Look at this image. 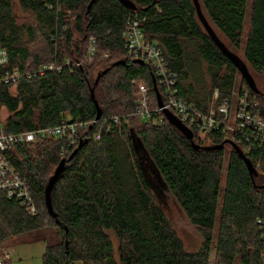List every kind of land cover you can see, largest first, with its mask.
I'll return each mask as SVG.
<instances>
[{"label":"trees","instance_id":"trees-1","mask_svg":"<svg viewBox=\"0 0 264 264\" xmlns=\"http://www.w3.org/2000/svg\"><path fill=\"white\" fill-rule=\"evenodd\" d=\"M13 1L0 0V45L8 49L13 64L36 69L53 60L74 63L87 55L91 36L96 38V54L80 66L0 86V118L6 130L95 120L92 88L102 120L80 131L87 142L67 160L52 191L56 217L48 212L45 188L61 159L77 146L68 148L66 137H61L12 148L13 163L34 192L37 213L0 193V244L11 239L21 244L44 242L42 264H211L212 250L213 264H264V225L258 222L264 220V154L262 168L252 176L230 144L203 147L220 144L228 135L212 130L200 137L193 130V141L201 145L195 148L166 116L153 123L132 115L94 139L105 117L136 109L135 79L150 88L151 105L157 106L152 66L127 55L124 30L135 15L142 19L145 37L164 48L170 67L179 75L183 97L207 111L214 90L219 91V100L232 95L240 72L204 28L194 1L132 0L136 9H131L120 0H95L88 10L91 0H17L33 16V25L17 22ZM199 2L208 21L235 48L241 46L250 5L244 61L255 73L264 74V0ZM38 38L43 46L35 52L31 46ZM118 60L126 63L116 65ZM201 62L207 64L208 82L199 74ZM106 68L95 86L97 75ZM239 88L250 90L264 116V91L254 92L243 77ZM132 131L202 235L198 249H187L174 229L145 176ZM253 146V156H260L257 144Z\"/></svg>","mask_w":264,"mask_h":264},{"label":"built area","instance_id":"built-area-1","mask_svg":"<svg viewBox=\"0 0 264 264\" xmlns=\"http://www.w3.org/2000/svg\"><path fill=\"white\" fill-rule=\"evenodd\" d=\"M127 55L134 59H142L149 63L156 78L157 86L162 91L163 105H151L150 88L142 80H134L137 84L136 109L131 113L105 117L99 130L94 134V139H100L104 130L110 131L113 126L128 121L129 116L135 115L143 120L153 123L163 121V110L168 109L174 113L189 129L199 133L207 131H222L238 145L242 143L243 152L249 157H255L252 163L255 169L262 168L261 158L264 154V116L259 113V102L251 97L250 90L246 88L235 89L230 97L219 100V91L213 92V103L207 111L201 110L193 101L183 97L178 86L179 75L174 71L166 57L164 48L156 40L145 37L142 29V19L138 15L129 18L124 30ZM96 54V38L91 36L88 44L87 55L74 63L66 59L62 63L53 60L41 65L39 68H25V65L13 64L8 49L0 45V86L17 85L23 80L44 75L50 70H62L65 66H80L85 61L91 60ZM100 120L91 121H62L53 126L38 127L30 130L9 132L0 118V193L7 198L20 202L31 214L37 213V203L34 192L27 179L18 171L11 157L12 148L21 143L36 142L44 138L66 137L68 148L78 146L80 131ZM194 133V132H193ZM229 133L231 134L229 136ZM260 151V156H253L254 146ZM240 146V145H239ZM65 150L62 149L61 154ZM250 158V157H249ZM261 227L264 220L258 219ZM264 237V234H263ZM12 256L8 248L0 244V264H11ZM71 264H79L72 262Z\"/></svg>","mask_w":264,"mask_h":264},{"label":"rangeland","instance_id":"rangeland-1","mask_svg":"<svg viewBox=\"0 0 264 264\" xmlns=\"http://www.w3.org/2000/svg\"><path fill=\"white\" fill-rule=\"evenodd\" d=\"M251 3V0H249V4ZM13 9H14V15L16 17V20L19 24H34V18L31 15V13L27 10H24L19 2L17 0L13 1ZM249 13H250V5L248 7V15L246 19V23L244 26V33L242 37V43L239 48H235L233 44L222 34L221 31L217 29L215 24L210 20L212 23L214 29L216 30L217 34L220 36V38L228 45L229 48H231L236 54H238L243 60L244 59V46H245V40L247 38V33L250 27L249 23ZM43 46V43L38 39H36V42L32 44L31 49L33 51H38L39 48ZM248 64V63H247ZM249 66V65H248ZM198 67L200 69V76L201 79L204 76V81L208 82V76H207V64L205 62L198 63ZM250 72L254 76L257 86L259 90L264 91V74H257L254 72V70L249 66ZM204 74V75H203ZM238 82H237V90L239 89V86L241 84V75L238 73ZM192 80L195 81V78L192 77ZM142 81V80H141ZM15 88V87H14ZM5 117L6 114L2 113ZM231 134L229 133V136ZM200 137L204 136V132L199 133ZM230 151V148H227L226 152V161L228 152ZM143 164L145 168V173L147 180L149 183L153 186V189L155 193L158 195V198L165 209L168 218L170 219L174 229L177 231L179 236L183 239L185 246L189 250H196L198 249L203 242V237L198 231V229L191 224L189 218L187 217L185 211L182 209V207L179 205L176 197L173 195V193L169 190V188L165 185V181L163 178L158 174L156 170V166L154 164V167L149 159L144 158ZM224 179L223 184L225 181V170H224ZM217 228L218 223L216 225V234H217ZM115 242H117L115 236H113ZM6 248L9 249L12 261L11 264H42V255L45 252L46 245L44 242H36V243H18L15 240H7L2 244ZM215 250H212L211 254V264H213V261L215 259Z\"/></svg>","mask_w":264,"mask_h":264},{"label":"water","instance_id":"water-1","mask_svg":"<svg viewBox=\"0 0 264 264\" xmlns=\"http://www.w3.org/2000/svg\"><path fill=\"white\" fill-rule=\"evenodd\" d=\"M94 1L95 0H91V2L88 5V10L91 8V6H92ZM120 1L125 6L131 8V9H136V4L132 0H120ZM193 1H194L196 10H197V15H198L199 20L203 24L204 28L206 29V31L208 32V34L210 35V37L212 38V40L214 41L216 46L238 68V70L241 73L242 77L248 82V84L251 86V88L254 90V92L259 93L260 90L257 87V84H256V82L254 80V77L252 76V74H251L246 62L238 54H236L234 51H232L225 44V42L220 38V36L217 34L216 30L212 27V25L210 24V22L206 18L205 14H204V12L202 10V7H201V4H200L199 0H193ZM136 62L144 63V60L136 59ZM125 63H126V60H118V61L115 62L116 65L125 64ZM108 70H109V68H106V69H104L102 72H100L97 75V77L95 79V86L98 85L101 76L103 74L107 73ZM152 81H153V88H154L156 96H157L158 105L162 106L163 105V101H162L161 93H160V91L158 89L156 78H155L154 75H152ZM91 94H92V98L94 99V102H95V105H96V120H100L101 117H102V108L100 107L98 101L95 98L94 88H92ZM163 112H164L166 118L168 119V121L171 124H173L175 127H177L186 137H188L189 139L192 140V144H193V146L195 148L201 147V145L196 144L193 141V138H194L193 131L191 129H189L174 113H172L168 109H164ZM131 136H132L133 145H134L135 150H136V152H137V154H138V156L140 158V161H141V164H142L143 168H144V164H143V159L144 158L149 159L150 162L152 163V165L154 166L152 160L148 157L147 152L144 149V146H143V143H142L141 139L133 131L131 133ZM84 142H87V140L84 141L83 139H80L78 146L73 150V152L70 154V156L68 158H62L61 159V161L59 162L58 166L56 167V169L54 171V174L49 179L48 184H47V186L45 188V202H46V206H47L48 212L53 217H56L57 213L54 211V208H53L52 191H53V189L55 187V184H56L58 178L63 173V171L66 169L67 160H71L75 156V154L78 152L79 148L82 147ZM226 143L230 144L234 148V150L239 154V156L245 161L246 166H247L250 174L252 176H256L258 174V171L255 169L251 159L243 152L242 148L236 142H234L232 139L226 138L220 144L206 145V146H203V147H205L206 149H219V148H223ZM156 170H157L158 174L162 177L161 173L158 171L157 168H156ZM144 172H145V168H144ZM145 176H146V173H145ZM165 185H166V183H165ZM261 186L264 187V185H261Z\"/></svg>","mask_w":264,"mask_h":264}]
</instances>
